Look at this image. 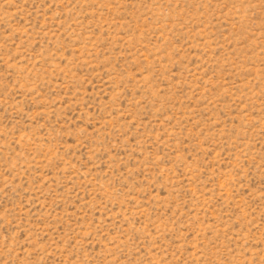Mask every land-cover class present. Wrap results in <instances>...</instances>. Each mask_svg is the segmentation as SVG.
Listing matches in <instances>:
<instances>
[{
	"label": "rangeland",
	"instance_id": "1",
	"mask_svg": "<svg viewBox=\"0 0 264 264\" xmlns=\"http://www.w3.org/2000/svg\"><path fill=\"white\" fill-rule=\"evenodd\" d=\"M0 264H264V0H0Z\"/></svg>",
	"mask_w": 264,
	"mask_h": 264
}]
</instances>
